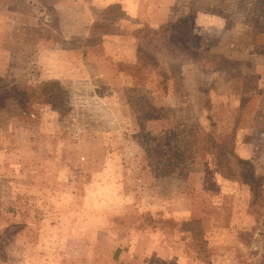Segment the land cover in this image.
Returning a JSON list of instances; mask_svg holds the SVG:
<instances>
[{
  "label": "rangeland",
  "instance_id": "rangeland-1",
  "mask_svg": "<svg viewBox=\"0 0 264 264\" xmlns=\"http://www.w3.org/2000/svg\"><path fill=\"white\" fill-rule=\"evenodd\" d=\"M50 80L66 114L15 97ZM172 123L157 177L141 130ZM0 239V264H264V0H0Z\"/></svg>",
  "mask_w": 264,
  "mask_h": 264
},
{
  "label": "trees",
  "instance_id": "trees-1",
  "mask_svg": "<svg viewBox=\"0 0 264 264\" xmlns=\"http://www.w3.org/2000/svg\"><path fill=\"white\" fill-rule=\"evenodd\" d=\"M15 97L21 103L26 102L27 100L32 102L33 100L36 101V103L44 105L61 114H66L70 107L66 90L61 83L56 80L45 81L37 86L26 88V90H16ZM23 107L25 108L27 106ZM151 110L153 114L150 116L149 120L153 121L167 117V115L164 114L165 108L162 106H155V108H151ZM141 133L147 141V145L145 146V158H148L151 161V170L157 177L171 175L176 168L185 165L187 158L185 154L186 151L180 147H175V143H173L174 139L177 137L176 125L173 123L170 124L160 134L154 133V129L152 128H142ZM220 152L221 151H218L215 156V165L219 170L224 171V166L231 162V160H224L227 157L222 153V157L218 155ZM232 158L241 160L244 163L248 162L237 155H234ZM249 177L254 178L253 172L247 175V178ZM1 247L2 242L0 239V249Z\"/></svg>",
  "mask_w": 264,
  "mask_h": 264
}]
</instances>
